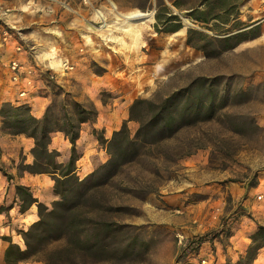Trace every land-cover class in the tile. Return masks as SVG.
I'll return each mask as SVG.
<instances>
[{
	"label": "rangeland",
	"instance_id": "obj_1",
	"mask_svg": "<svg viewBox=\"0 0 264 264\" xmlns=\"http://www.w3.org/2000/svg\"><path fill=\"white\" fill-rule=\"evenodd\" d=\"M157 1L0 0V34L19 41L25 63L34 70L25 71L28 80L20 83L9 72L0 74V110L10 102L29 106L41 118L55 93L94 108L96 122L82 125L76 145L81 179L109 161L97 136L120 130L136 99L159 102L198 76H225L233 81L232 92H250L237 102L230 98L213 121L139 149L116 175L95 178L73 220L93 218V224L123 228L112 237L116 252L88 253L76 245L62 252L54 242L41 258L19 264H203L202 259L225 264L244 254L250 233L264 224V0H177L182 10L164 0L182 22L175 33L156 31ZM208 3L219 19L204 25L186 15L190 8L208 11ZM7 9L21 16L17 23L4 18ZM135 10L153 13V20L127 22L118 16ZM240 22H259L262 35L219 53L206 54L187 43L190 27L212 37ZM129 128L134 135L138 123L129 122ZM33 146L24 135L6 133L0 116V206L7 208L0 215V253L8 243L4 236L24 248L20 232L38 218L37 205L20 213L16 186L31 189L49 209L57 199L52 176L23 169L32 162ZM71 146L57 132L49 149L57 162L67 161ZM79 234L90 235L86 229L69 237ZM253 264H264V248Z\"/></svg>",
	"mask_w": 264,
	"mask_h": 264
},
{
	"label": "trees",
	"instance_id": "obj_2",
	"mask_svg": "<svg viewBox=\"0 0 264 264\" xmlns=\"http://www.w3.org/2000/svg\"><path fill=\"white\" fill-rule=\"evenodd\" d=\"M172 1L176 8L182 10L177 0ZM208 1L205 0L204 3ZM219 1L222 0L216 2ZM156 8L155 28L158 33H175L182 29L181 19L173 13L164 0H158ZM208 8V11L190 8L191 11L186 15L199 23L208 25L210 21L220 17L213 14L214 9L209 3ZM259 25L260 23L247 26L245 22H240L236 28H227L212 37L190 27L187 29V43L206 54H209V50L216 53L229 51L243 42L260 37L262 34ZM196 36L203 42H195ZM232 83L231 78L225 76H198L188 85L174 91L159 102L136 99L130 107L129 118L124 121L120 130L114 131L111 137L97 136L98 140L105 144L110 158L86 179H81L76 174V162L79 159L76 145L82 125L96 122L97 111L94 108L87 109L79 102L70 98H61L59 93H55L43 117L39 118L32 113L29 106H14L10 102H4L0 110L4 131L11 135H24L34 141L31 149L32 162L24 165L23 169L31 174L52 176L53 190L57 197L52 208L49 209L39 202L31 189L26 186H16L19 211L24 213L33 205H37L38 218L26 230L20 232L25 244L24 248L15 243L12 237H3L8 242L4 251V262L19 264L30 259H39L45 249L54 242L58 243V249H62V252L68 250L70 245H76L88 253L100 252L106 248L108 251L116 252L118 245L112 237L123 228L108 222L93 224V218L85 220L79 217L73 220L80 202L93 189L91 186L94 185L95 178L100 175L102 177L108 174L116 175L120 167L139 156L138 151L143 147L173 138L184 128L213 121L217 114L225 111L230 98L234 102L249 98L250 92L243 88L232 92ZM132 121L138 123L134 135L129 128V122ZM57 132H62L72 145L67 161L57 162L49 149L53 135ZM94 133L98 134V131ZM2 170L3 167L0 165V172ZM256 186L257 182L251 184V187ZM6 210L7 208L1 206L0 215ZM86 229L89 230V236L79 234L76 239L69 237V233L73 231L81 233ZM250 240L244 254L235 261L227 260L225 264L255 262L264 248V224L258 225L256 231L250 236ZM130 246L131 243L123 250L128 251Z\"/></svg>",
	"mask_w": 264,
	"mask_h": 264
},
{
	"label": "crops",
	"instance_id": "obj_3",
	"mask_svg": "<svg viewBox=\"0 0 264 264\" xmlns=\"http://www.w3.org/2000/svg\"><path fill=\"white\" fill-rule=\"evenodd\" d=\"M257 12H259V8L257 9H255ZM255 10H253L252 12H254ZM10 11V9L8 10H6L5 12H4V14H3V16H4V18L6 17V18H8V19H10L11 17H13V18H11L10 19V21L11 22H14V23H17L19 20H20V18H21V16H19L18 14H8L7 12H9ZM244 12H245V14H244ZM248 12H249V8L247 7L246 8V11L244 10L243 12H242V15H241V18L243 17H246L247 16V14H248ZM242 18V19H243ZM244 21V20H243ZM257 24H259V22L258 23H256V24H254V25H257ZM16 25H18V24H16ZM12 26H15V25H12ZM10 38V39H9ZM24 53H25V51L22 49V47L19 45V41L16 39V38H14L13 37V35H11V34H8L7 32H4V34H3V36H1V34H0V68H1V70H0V74L2 75L3 74V72L4 73H6V72H9L10 74H11V76H12V70H11V62L13 61V60H16L17 62H19L21 65H22V67L24 68L23 70H24V72L26 71V73L27 72H29V70H31V73L34 71V70H32L33 68H31L32 66H30L29 64H27V63H25V56H24ZM8 56H11L12 58L11 59H7V57ZM2 61V62H1ZM2 63H4L5 65H8V67L7 68H4V66L2 65ZM25 73V76H27V74ZM29 74V73H28ZM13 81V80H12ZM14 82V81H13ZM46 110V109H45ZM44 114V113H43ZM39 117V116H38ZM40 117H42V116H40ZM31 139V138H30ZM36 197V196H35ZM16 199H18V198H16ZM1 207V206H0ZM27 212V211H26ZM26 212H24V213H26ZM20 213H22V212H20ZM23 214V213H22ZM2 215V214H1ZM257 229V228H256ZM256 229H254L251 233H250V236L256 231ZM250 238V237H249ZM18 244V243H17ZM221 244V243H220ZM7 245H8V243L6 244V245H3L2 246V252L0 253L1 254V256L3 257L4 256V251H5V249H6V247H7ZM22 248V247H21ZM3 259V263L4 264H6L5 262H4V257L2 258ZM221 263H225V260L224 261H222Z\"/></svg>",
	"mask_w": 264,
	"mask_h": 264
},
{
	"label": "bare ground",
	"instance_id": "obj_4",
	"mask_svg": "<svg viewBox=\"0 0 264 264\" xmlns=\"http://www.w3.org/2000/svg\"><path fill=\"white\" fill-rule=\"evenodd\" d=\"M99 17H102L101 13L98 14ZM118 16L123 17L127 22H132L134 20H141V23H146L153 20V13H147L144 11H129L126 13H118ZM135 24V23H133Z\"/></svg>",
	"mask_w": 264,
	"mask_h": 264
},
{
	"label": "built area",
	"instance_id": "obj_5",
	"mask_svg": "<svg viewBox=\"0 0 264 264\" xmlns=\"http://www.w3.org/2000/svg\"><path fill=\"white\" fill-rule=\"evenodd\" d=\"M23 69L24 68L22 67V65L19 62H17L16 60H13L11 62L12 80L14 82L20 83L23 80H28L27 76H24L25 72ZM201 262L203 264H207V260H205V259H202Z\"/></svg>",
	"mask_w": 264,
	"mask_h": 264
}]
</instances>
